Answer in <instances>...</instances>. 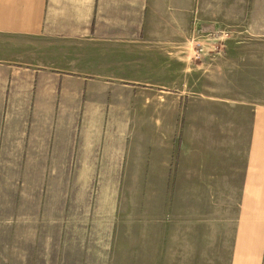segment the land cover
Segmentation results:
<instances>
[{"label": "crops", "instance_id": "obj_1", "mask_svg": "<svg viewBox=\"0 0 264 264\" xmlns=\"http://www.w3.org/2000/svg\"><path fill=\"white\" fill-rule=\"evenodd\" d=\"M25 162L3 259L32 234L42 264H264V0H0V163Z\"/></svg>", "mask_w": 264, "mask_h": 264}, {"label": "rangeland", "instance_id": "obj_2", "mask_svg": "<svg viewBox=\"0 0 264 264\" xmlns=\"http://www.w3.org/2000/svg\"><path fill=\"white\" fill-rule=\"evenodd\" d=\"M209 37H214V36L207 35V38ZM200 38H203V37H200ZM211 40L213 39H207L206 44L212 43ZM200 47L201 46L197 48H200ZM201 50H202V47H201ZM2 174H7V176L8 175L14 176L15 178L0 179V184L1 182H5V183L8 182L9 183L8 186H12V184L14 185L16 184V187H19L21 183V187L27 188V189L29 188L31 192H34L35 187L39 186V181H42L38 179L42 176V163L40 162L0 163V176H3ZM26 175L30 176V178H27ZM19 176L21 177L24 176V179L16 178ZM104 181L107 183H110L112 180H100L101 183ZM119 181H121L120 186L126 187L128 188V191H131L132 188L136 187V185L139 183L140 180L121 179V180H118V182ZM5 187H7V185ZM126 198L127 200L131 199L132 196L127 195ZM29 223L34 225L36 222L32 220V222L29 221ZM31 230L38 231L39 228L31 226ZM19 234H23V232L20 231ZM13 245H14L15 250H11L10 251L11 253L8 252V255H9L8 259L6 258L3 259L2 257H4L3 255H5V252H0V264H42V235L29 234V236H27L24 240H21V241L15 240ZM8 247L10 248L11 244H9ZM12 254H13V257L10 258ZM23 255L25 258L23 257ZM27 255H29V257H26Z\"/></svg>", "mask_w": 264, "mask_h": 264}, {"label": "built area", "instance_id": "obj_3", "mask_svg": "<svg viewBox=\"0 0 264 264\" xmlns=\"http://www.w3.org/2000/svg\"><path fill=\"white\" fill-rule=\"evenodd\" d=\"M198 50H197V54H198V52L201 50V47L200 48H197Z\"/></svg>", "mask_w": 264, "mask_h": 264}]
</instances>
